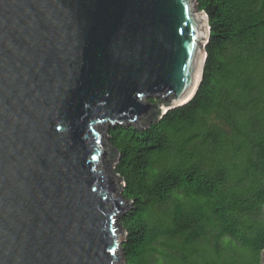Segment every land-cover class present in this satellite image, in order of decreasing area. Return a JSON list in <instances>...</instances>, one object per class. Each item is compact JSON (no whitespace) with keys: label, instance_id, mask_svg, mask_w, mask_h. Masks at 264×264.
Masks as SVG:
<instances>
[{"label":"water","instance_id":"water-1","mask_svg":"<svg viewBox=\"0 0 264 264\" xmlns=\"http://www.w3.org/2000/svg\"><path fill=\"white\" fill-rule=\"evenodd\" d=\"M208 38L196 0H0V264L124 262L107 131L188 103Z\"/></svg>","mask_w":264,"mask_h":264},{"label":"trees","instance_id":"trees-1","mask_svg":"<svg viewBox=\"0 0 264 264\" xmlns=\"http://www.w3.org/2000/svg\"><path fill=\"white\" fill-rule=\"evenodd\" d=\"M209 38L192 99L111 125L108 167L131 202L123 264H261L264 0H196Z\"/></svg>","mask_w":264,"mask_h":264},{"label":"rangeland","instance_id":"rangeland-1","mask_svg":"<svg viewBox=\"0 0 264 264\" xmlns=\"http://www.w3.org/2000/svg\"><path fill=\"white\" fill-rule=\"evenodd\" d=\"M110 170L113 172V167L112 166H110ZM118 194H120V192H118ZM123 263H124L123 261L120 262V264H123Z\"/></svg>","mask_w":264,"mask_h":264}]
</instances>
